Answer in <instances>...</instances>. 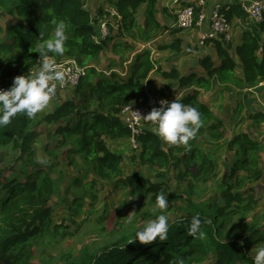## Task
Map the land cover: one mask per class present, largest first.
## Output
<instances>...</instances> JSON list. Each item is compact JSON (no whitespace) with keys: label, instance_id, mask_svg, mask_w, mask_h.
I'll return each instance as SVG.
<instances>
[{"label":"trees","instance_id":"trees-1","mask_svg":"<svg viewBox=\"0 0 264 264\" xmlns=\"http://www.w3.org/2000/svg\"><path fill=\"white\" fill-rule=\"evenodd\" d=\"M107 1L122 16L125 33L140 27L137 16L143 4H146L148 25L155 26L153 28L160 25L154 15L157 0ZM0 6L7 9L0 12V84L11 74L28 72L40 63V54L31 49L35 47L41 30L45 32V37L54 31L53 17L66 22L68 39L62 56H50L57 60L75 59L87 67L86 76L74 90V97L61 99L45 115L38 113L34 118H28L18 113L7 126L0 127V148L13 145L20 151L18 160L31 156L33 144L44 131L42 125L45 124L52 133L61 136L60 147L70 144L66 151L69 165H76L75 157H81L93 167L97 178L113 179L117 187L127 189L132 195H144L153 200L161 192L174 195L167 183L152 181L139 172L125 174L121 169V157L108 147V140L130 137L120 113L128 104L147 100L145 80L151 71L157 68L166 78H178L182 88L195 86L194 92L182 97V101L199 109L203 124L197 138L190 141V148L180 145L165 149L163 142L148 129L139 138V159L142 165L153 167L158 173L174 167L180 168L183 175L190 173L194 179V183L189 184L191 194L199 187H206L209 179L216 174L215 161L201 147V138L210 136L221 140L226 136L224 121L199 100L201 90L212 89L217 84L241 86L264 82V21L251 23L239 2L224 4V12L231 22L241 20L250 25L243 31L242 44L236 47L242 76L237 75L238 64L230 52L232 44L208 40L214 41L222 60L217 65L210 55L200 57V65L205 71L200 77L193 73L183 75L177 69L163 70L151 59L150 51L137 55L132 73L128 76L100 70L94 62L99 63V57L112 35L100 42L95 41L98 18L86 7L85 0H0ZM104 12V8L100 7L99 16H105ZM3 14L12 17L5 25L1 20ZM16 14L22 19L20 22L14 20ZM149 32L147 27L140 29V37L148 39ZM122 46L133 47L124 40L117 42L114 48L119 50ZM166 47L193 52L192 47L183 46L180 38ZM261 117L264 118L261 112L251 115L255 121ZM228 146L231 149L239 147L242 157L234 163L229 177L225 176L226 187L222 191L224 205L212 201L196 205L191 198H187V208L180 206L181 215L169 221L167 240L157 239L144 244L138 240L128 241L135 234L124 236L95 253H86L65 264H170L175 257H182L185 264H253V247L264 242V225L261 222L246 225L236 222L239 217L243 219L259 208L257 187L247 184L242 173L252 181L264 180V168L260 161L263 145L247 132H241L230 139ZM31 164L33 168L23 179L6 174L14 169L13 166L0 167V190H4L0 192V264H35V247L42 235L51 229L55 210L51 201L60 194L61 187L45 167L37 162ZM182 165L187 169L185 172ZM71 185L80 192L74 193L71 203L68 201L70 209L80 212L87 199L93 205L97 203L99 183L96 178L85 181L76 176L72 178ZM194 215L210 221L202 225L203 238L187 232Z\"/></svg>","mask_w":264,"mask_h":264},{"label":"rangeland","instance_id":"rangeland-1","mask_svg":"<svg viewBox=\"0 0 264 264\" xmlns=\"http://www.w3.org/2000/svg\"><path fill=\"white\" fill-rule=\"evenodd\" d=\"M170 4L171 0H157L154 15L160 22V25L156 28H153L155 26L148 25L149 23L146 21L145 16L146 4H143L137 16L140 27L133 32H126L125 34H121L120 31L112 29V38L108 42V45L105 46L100 62H94V64H96L100 70H109L107 67L108 63L113 62L111 65L112 67H116V72L130 73L132 72V65L137 55L150 51L151 59L163 70L170 71L177 69L183 73V75H190L193 73L196 77H200V74L196 73V71L203 73L205 71H203L204 69L201 67L200 62L196 60H198L200 56H203L198 54L200 51H205V48H202L205 47V44L195 45L192 42H188V31L183 32V29H179L176 25L174 16H168L165 13L167 9L169 11ZM85 5L91 11L92 15L98 18V25L101 22L100 19L105 18V16L109 14V10L114 8L107 0H85ZM100 7L104 8L105 16H99L100 14H98V11ZM0 8V12L2 13L7 11L4 6H0ZM8 19H12V17H9L7 14L1 16L4 25ZM14 20L20 22L22 19L16 14ZM109 21L113 22V18L110 17ZM146 27L150 31L149 33H151L148 39L141 38L139 34V30L145 29ZM191 32L194 31L191 30ZM180 37L185 38V40L181 39L184 40V46L195 48L193 54L185 55L186 52L183 53V51L167 49L166 46H168V44H172L174 40ZM124 40L127 41L128 44H131V46L133 45V47L125 48L122 46L119 50H116L114 48L115 44L119 41L123 42ZM233 43L235 45L238 44V37H234ZM230 52L236 54L233 49H231ZM211 54L215 63L217 65L220 64L222 59L215 49H212ZM236 69L237 75L241 76L242 71L240 64H238ZM154 70L152 79L147 80V87L149 89L152 88V85L157 86L159 88L153 90L159 91L165 96L169 95L168 97L173 99H175L176 95H180L182 98L194 92V85L182 88L179 85L178 78H166L162 75L160 70L157 68ZM234 87L240 89L241 86L233 83H225L223 86L217 84L212 89H209L211 91L205 89L206 91H203L199 97L202 102H208L211 106L215 105L214 110L219 114L213 112L216 116H220L221 114V117L224 118L221 119L225 124L226 136L221 140H216L210 136L201 138V147L204 148L215 161L216 174L209 179L206 187L197 188L193 194L190 193L189 188V184L191 182L194 183V179L190 173L186 172L183 175L180 168L175 167L158 173L159 171L157 169L141 164L139 159L141 149L139 146L135 147L131 143L129 137L108 140V147L110 150L118 153L121 157V169L125 174L139 172L152 181L164 182L170 186L171 191L176 197H173L174 195H166L169 207L164 210V214L168 216L169 221L181 215V211L179 210L180 206L187 208L188 203L186 201L188 200L189 202L187 198H191V201L196 205L206 201L216 202L220 205L225 204V199L222 196V191L226 187L224 181L225 176L229 177L234 163L242 157L239 147L231 149L228 146V142L234 135L247 132L252 139L263 145L260 161L261 167L264 168V118L261 117L258 118V121H255V118H251V116L249 118L248 114V112H250L251 115L261 112L264 116V91L259 94L260 98L257 99L252 109H249V107L243 105V100L246 99V95H243V93L240 95L241 91L233 90ZM72 97H74V90L63 92L58 99L52 101L50 106L41 112L40 115L51 112L54 107L60 103L61 99ZM219 98H224L222 107H219V105H221L219 103L221 102ZM208 106L211 108L210 105ZM42 126V130L44 131H41L34 142V149L31 156H25L23 159L18 160L17 158L20 156V151L13 147V145L0 148V167H14L13 170H8L6 174H11L13 177H22L23 179L27 172L33 168L31 162H37L36 157L39 155L48 160L46 165L41 166L45 167L52 174L53 178L61 187L60 194L51 201V204L55 206L52 215L51 229L42 235L35 247L33 263L65 264L69 260L79 259L83 257L84 254L95 253L104 246L119 241L124 236L134 235L137 225H142L146 220L153 218L151 209L155 206L156 200L144 195H132L127 189L122 190L117 187L113 179L97 178L93 171V167L81 157H75L76 165H69L66 151L70 147V144L60 147L59 140H61V136L52 133L49 130V126L45 124ZM163 147L167 149L169 146L163 143ZM182 168L184 170L183 172L187 170L184 165H182ZM76 176H81L85 181L96 178L99 183L97 188V203L93 205L91 200L87 199L84 208L80 212L70 209V205H68V201L70 203L72 202L74 193L80 192L74 185H71L72 178ZM242 176L247 184L257 187L260 201L257 211L250 212L243 219L239 217L237 219L239 221L236 223L240 222L246 225L261 222L262 225H264V180L252 181L245 173H242ZM0 192L2 193L4 190H0ZM132 212L135 217L133 225L125 228L123 226V221L126 216ZM259 246H264V242L253 247V252H255L256 248Z\"/></svg>","mask_w":264,"mask_h":264},{"label":"clouds","instance_id":"clouds-1","mask_svg":"<svg viewBox=\"0 0 264 264\" xmlns=\"http://www.w3.org/2000/svg\"><path fill=\"white\" fill-rule=\"evenodd\" d=\"M51 23L54 31L45 37V32L41 30L35 47L31 49L40 54L39 68L36 71L30 70L26 74L17 75L9 89L0 88V127L7 126L18 113L34 118L50 106L57 87H62L66 83L65 70L50 54L62 56L65 53L68 26L64 20L55 17ZM141 117L146 123L151 124L150 130L170 147L183 145L185 148H190V141L197 138L203 124L199 109L183 103L178 95L172 101L162 99L159 107H153L147 115ZM36 160L41 165L48 163L45 157L39 155ZM168 207L166 194L161 192L151 209L153 218L146 220L142 225H137L134 238L128 241L138 240L150 244L157 239L167 240L170 224L164 210ZM134 220L132 212L124 219L123 226L127 228L133 225ZM206 222L210 221L202 220L199 215L192 216L187 228L188 234L203 238L204 232L201 229ZM252 260L253 264H264V246L256 248ZM170 264H185V261L182 257H175Z\"/></svg>","mask_w":264,"mask_h":264},{"label":"built area","instance_id":"built-area-1","mask_svg":"<svg viewBox=\"0 0 264 264\" xmlns=\"http://www.w3.org/2000/svg\"><path fill=\"white\" fill-rule=\"evenodd\" d=\"M242 8L247 12L251 23L260 24L264 21V0H239ZM170 11L176 16V25L183 30H200V44H206L208 40L222 41L230 43L233 40V22H231L225 12L224 4L216 3L213 7L207 8L205 0H171ZM113 18V22L109 18ZM97 23L98 35L94 36L96 42H100L112 35V29L125 34L122 16L112 8L105 18ZM239 22H242L241 20ZM53 59L63 67L66 73V83L58 86L52 101L56 100L63 92L75 90L87 73V67L81 65L75 59L57 60ZM40 63L31 68L36 71ZM29 70V71H30ZM28 71V72H29ZM28 72H16L8 76L1 84L0 88L9 89L17 75ZM147 90V100L140 103L128 104L122 108L120 116L124 125L130 131L131 143L139 146V138L148 130L146 123L141 116L147 115L153 107H159L162 99H172L156 90Z\"/></svg>","mask_w":264,"mask_h":264},{"label":"crops","instance_id":"crops-1","mask_svg":"<svg viewBox=\"0 0 264 264\" xmlns=\"http://www.w3.org/2000/svg\"><path fill=\"white\" fill-rule=\"evenodd\" d=\"M206 1V6H207V8H211V7H213L216 3H222V4H233V3H237V2H239V0H205ZM193 2L194 3H196L197 2V0H193ZM167 9V8H166ZM166 9H165V11H166ZM166 13V15H172V16H174V18H175V21H176V16L173 14V13H171V11H170V8H169V11H168V9H167V11L165 12ZM240 20H235L234 21V23H233V25H234V28H233V36L235 37H238V44L237 45H235L234 43H233V40H232V42H230L231 44H232V49L233 50H235V53H236V47H238V46H240L241 44H242V34H243V31H244V29H246V28H248L250 25L248 24V23H243V22H239ZM191 30L192 31H194V32H191ZM191 30H184L183 32H187V33H189V35L187 36L188 38H189V40H188V42L190 43V42H192L193 44H199V45H201L200 44V34H201V32H200V30H197V29H191ZM179 37V36H178ZM234 37H233V39H234ZM180 39H184L185 40V38H183V37H180ZM184 40H182V41H184ZM175 41V40H174ZM173 43V42H172ZM168 45H171V43L170 44H168ZM184 46V45H183ZM184 47H187V46H184ZM189 47V46H188ZM191 47V46H190ZM202 48H205V51H200L199 52V54L198 55H212L211 54V52H212V49H215L216 50V52H217V49H216V45H215V43H214V41H211V42H207L206 44H205V47H202ZM201 48V49H202ZM206 48H207V50H206ZM167 49H170V48H167ZM193 49V48H192ZM105 50V49H104ZM173 50V49H172ZM185 51H183V53H184ZM193 52H195V48L193 49ZM193 52L192 53H187L186 52V54L185 55H191V54H193ZM103 53H104V51L102 52V54H101V56L99 57V62H100V60H101V57H102V55H103ZM232 53V52H231ZM232 55H233V57L236 59V61H237V64H240L239 63V59H238V56L236 55V54H234V53H232ZM200 57H202V56H200ZM221 58V57H220ZM196 61H198L199 62V59L198 60H196ZM110 63V62H109ZM109 63H108V68H109V70H107V69H102V70H106V72L108 73V74H110L112 71H115L116 70V67H112L111 65L109 66ZM157 66H159V65H157ZM156 69V68H155ZM153 71H155V70H153ZM153 71H151V73H150V75H149V77L145 80V84H146V88L148 89V90H153V89H158L159 87H157V86H154V85H152V88L151 89H149L148 87H147V80H151L152 79V74H153ZM125 75H124V74ZM123 73H121L120 72V74L123 76H128V75H130L132 72H130V73H128V72H123ZM196 73H198V74H200V76L201 75H204L205 74V72L203 73V72H200V71H196ZM183 74V73H182ZM242 76V75H241ZM164 80H165V78H164ZM219 86H223V85H219ZM162 88V87H161ZM233 90H240L241 92H240V95H241V93H243V95H246V99L245 100H243V105L244 106H246V107H249V109H252V107L256 104V102H257V99H259L260 98V95L259 94H261V92H263L264 91V82H261V84H257V85H254V84H242L241 85V87H240V89L239 88H236V87H234L233 88ZM203 91H206L205 89L204 90H201V93H200V95H199V97L201 96V94L203 93ZM208 91H211V90H208ZM166 93V92H165ZM264 94V93H263ZM167 95V94H166ZM169 96V95H168ZM180 96V95H179ZM184 97V96H183ZM172 100H174L173 98H171ZM200 100V99H199ZM219 100H221V102H219L221 105H219V107L221 106L222 107V102H223V100H224V98H219ZM201 101V100H200ZM202 102V101H201ZM204 103V102H203ZM216 103V102H215ZM214 103V104H215ZM205 104L206 105H210L211 106V104H209L208 102H205ZM227 105V104H226ZM214 106L215 105H213V106H211V109H212V111H214L216 114H219L218 112H216L214 109ZM239 107V106H238ZM240 108V107H239ZM236 109H237V107H236ZM246 109V108H245ZM245 109H244V111H245ZM232 112L234 113V111H233V109H232ZM248 114H249V118H250V116H251V113L250 112H248ZM218 117H220V118H222V119H224L223 117H221V114H220V116H218ZM241 123V122H240ZM147 127H148V129H151V125H147ZM239 133V132H238Z\"/></svg>","mask_w":264,"mask_h":264}]
</instances>
